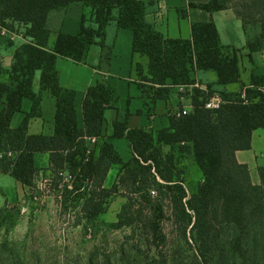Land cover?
Here are the masks:
<instances>
[{
	"label": "trees",
	"instance_id": "obj_1",
	"mask_svg": "<svg viewBox=\"0 0 264 264\" xmlns=\"http://www.w3.org/2000/svg\"><path fill=\"white\" fill-rule=\"evenodd\" d=\"M232 1L233 5L228 6ZM71 2H80L82 12L75 34L61 31L64 11ZM152 1L143 0H0V27L13 31L23 27L20 42L7 36L0 47V171L7 172L28 187H34L39 172L33 164L35 152H46L51 173L61 169L76 171L71 194L90 187L80 205V218L94 225L107 198L120 192L126 199L113 228L126 227L131 249L148 252L143 264H264V165L257 168L259 183L251 182L248 167L237 161L235 151L250 147L251 133L264 129V75H252L240 92L223 87L239 81L237 50L221 44L215 23H191V39H171L157 31L145 16ZM212 12L232 8L243 24L251 51H264V0H209L189 3ZM185 17L184 8L178 9ZM246 22H258L261 39L249 47ZM132 31V51L148 58L147 81L152 86L151 100L168 95L171 84L194 83V71H212L213 86L224 103L217 109L204 107L211 95L194 88L191 110L169 114V126L157 132L127 127L128 113L112 122L111 137H125L133 157L124 162L113 145L101 142L98 153L86 154L87 136L101 137L104 112L110 108L112 88L104 81L89 86L82 100V123L76 124L75 91L60 86L55 69L57 56L82 62L93 45H102L109 25ZM56 33L53 47L48 39ZM7 47L11 63L3 65ZM48 89L56 99L54 134H28V119L40 114V96L33 88ZM142 87V85H140ZM32 101L31 110L22 122L10 127L14 112L21 110L22 98ZM188 152L199 167L202 179L197 191L188 195L179 173L175 172L173 147ZM183 146V147H182ZM167 149V151H166ZM11 152L13 156H7ZM170 152V153H169ZM111 164L120 170L110 187L103 181ZM172 216L174 234L165 231L164 210ZM142 253V252H141ZM93 264V263H90Z\"/></svg>",
	"mask_w": 264,
	"mask_h": 264
},
{
	"label": "crops",
	"instance_id": "obj_2",
	"mask_svg": "<svg viewBox=\"0 0 264 264\" xmlns=\"http://www.w3.org/2000/svg\"><path fill=\"white\" fill-rule=\"evenodd\" d=\"M143 1H152L148 6L145 18L166 38L190 40L192 22L212 20L215 23L221 44L235 48L238 55L239 81L224 85L227 92L241 93L249 84L252 75H264V51H251L248 48L242 21L232 8L209 12L199 7L188 6L189 3H206L209 0ZM181 7L186 11L185 17L179 15L178 9ZM81 12L80 2L69 3L64 11L61 31L75 34ZM15 27L23 28L20 25H15ZM18 31L17 34L22 35L23 31L21 32L20 29ZM132 37L130 29L118 28L111 24L107 27L104 43L93 45L82 62H75L63 56H57L55 59V69L60 86L75 91L74 109L77 127H83L82 100L89 86L100 80L112 88V94L108 99L110 108L104 112L101 137L97 139L94 152L97 154L101 142L106 140L113 145L124 162L130 161L133 153L125 137H111L114 120L122 119L127 112L128 128L150 129L156 139L157 132L169 126V114L181 106L186 97V107H191L190 95L194 88L208 90L207 83L209 81H205L204 76H209L213 82L215 81V74L212 71H194L191 74L194 83L182 85V90H180V85L171 84L167 80L168 95L164 98L151 100L152 93L148 98L140 86L143 82L140 76H148V58L145 54L132 51ZM4 39L5 35L0 27V47L4 45ZM55 39L56 33L52 32L48 39L47 47L49 49L53 47ZM10 63L11 56L9 52H5L3 65L8 67ZM5 80L6 76L0 75V81ZM33 88L40 96V114L33 115L28 119L27 133L51 136L54 134L55 96L48 89L39 88L37 76L33 81ZM31 105L32 101L29 98H22L21 110L14 112L11 116V128H16L22 122L25 114L31 110ZM235 156L238 162L247 165L251 181L258 183L257 168L264 165V129H254L251 133L250 147L236 150ZM33 164L39 169V172H50L48 169L49 156L46 152H35ZM120 167V164L110 165L103 181L104 187L112 185ZM252 170L256 176L254 179ZM8 175L10 174L8 173ZM11 180L7 186H3L8 201L14 200L16 194L19 196V193L26 191V185L14 177Z\"/></svg>",
	"mask_w": 264,
	"mask_h": 264
},
{
	"label": "rangeland",
	"instance_id": "obj_3",
	"mask_svg": "<svg viewBox=\"0 0 264 264\" xmlns=\"http://www.w3.org/2000/svg\"><path fill=\"white\" fill-rule=\"evenodd\" d=\"M227 5L232 6L233 2L229 1ZM244 24L249 36V47H253L256 40L261 39L260 25L258 22ZM19 29L23 31V28L14 27L13 31L4 35L13 42H20L22 38L17 34ZM261 46L264 47V39H261ZM13 49L12 46H6L4 50L10 52ZM140 79L143 81V91L149 98L153 93L152 86L146 76L141 75ZM204 80L211 83V94L222 90L213 86L211 77L204 76ZM186 101L187 97L181 103V108L187 106ZM95 144L88 145L92 151ZM178 148L175 145L172 149L175 172L179 173L190 195L197 191L202 179L201 171L192 155L188 152L180 154ZM64 173L68 180H73L76 175L74 171L70 178L68 174L72 172L67 169ZM251 173L254 179V171ZM44 177L49 180L43 182ZM11 178L7 172L0 171V264H143L146 261L148 252L143 248L138 251L130 248L134 244L128 236L130 230L126 227H112L126 201L120 192L107 198L104 211L96 217V223L91 225L80 218L79 214L80 205L90 187H82L71 194L64 193L63 186H58L63 182L58 176L51 172H38L34 180L35 188L26 186L25 192L22 191L19 196L16 194L14 200L8 201L3 186H7ZM21 206H25L24 212ZM171 216V212L165 208L163 217L166 221L165 231L169 236L174 234L170 224Z\"/></svg>",
	"mask_w": 264,
	"mask_h": 264
},
{
	"label": "built area",
	"instance_id": "obj_4",
	"mask_svg": "<svg viewBox=\"0 0 264 264\" xmlns=\"http://www.w3.org/2000/svg\"><path fill=\"white\" fill-rule=\"evenodd\" d=\"M6 32H9L8 30H6L5 28H2V33L3 34H5ZM182 85H180L179 86V89L180 90H182V87H181ZM240 97H244V91L243 92H241L240 93ZM224 103V100H223V98L221 97V95H220V93H218V92H213L207 99H206V101L204 102V107L205 108H208V109H211V110H213V109H217V108H219L220 107V105L221 104H223ZM190 109H191V107H184V108H181V110L179 111H177V114H186V113H188L189 111H190ZM97 137L96 136H87V137H85V140H86V142L88 143V145L89 144H95L96 142H97ZM90 148H89V146H88V148H87V150H86V154L88 155L89 154V152H90ZM6 155L7 156H13V154L11 153V152H8V153H6ZM1 156V155H0ZM64 170L65 169H61L59 172H58V174H57V176H58V179H60V180H62L63 182L61 183V184H58V186L59 187H62L63 189L66 187V188H68V189H70L71 188V182H72V180H68V176L64 173ZM52 175H55V174H53L52 173ZM69 175V177L71 178V174L69 173L68 174ZM56 176V175H55ZM43 180V182H47V180H49L48 178H43L42 179ZM36 187V185H34V188ZM63 189H62V191H63ZM20 209H21V211L22 212H24L25 211V206H21L20 207Z\"/></svg>",
	"mask_w": 264,
	"mask_h": 264
}]
</instances>
